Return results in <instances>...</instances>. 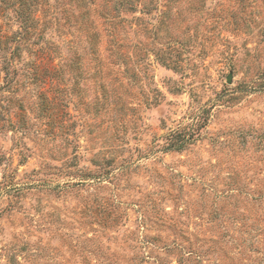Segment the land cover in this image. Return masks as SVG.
Masks as SVG:
<instances>
[{"label":"rangeland","instance_id":"obj_1","mask_svg":"<svg viewBox=\"0 0 264 264\" xmlns=\"http://www.w3.org/2000/svg\"><path fill=\"white\" fill-rule=\"evenodd\" d=\"M1 36L0 264H264V0H0Z\"/></svg>","mask_w":264,"mask_h":264},{"label":"trees","instance_id":"obj_2","mask_svg":"<svg viewBox=\"0 0 264 264\" xmlns=\"http://www.w3.org/2000/svg\"><path fill=\"white\" fill-rule=\"evenodd\" d=\"M39 1H40V0H33V3L35 4V6H37V5L39 4ZM20 5H23V4H20ZM20 13H21V12H20ZM20 16H22V19H23V21H24V22H22V23H24V25H26V28H27V23H26V22H28V21H27V18H26V17H28V16H27L26 13L23 12V11H22V13L20 14ZM37 21H38V18H33V22H34V23H36ZM24 25H23V26H24ZM7 38H8L7 36H1V37H0V41L4 42V40H7Z\"/></svg>","mask_w":264,"mask_h":264},{"label":"water","instance_id":"obj_3","mask_svg":"<svg viewBox=\"0 0 264 264\" xmlns=\"http://www.w3.org/2000/svg\"><path fill=\"white\" fill-rule=\"evenodd\" d=\"M227 82H231V76H228V78H227Z\"/></svg>","mask_w":264,"mask_h":264}]
</instances>
